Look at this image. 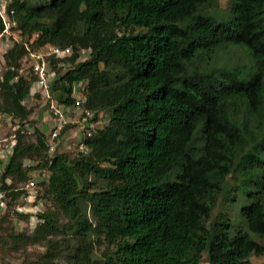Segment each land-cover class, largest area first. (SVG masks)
I'll return each mask as SVG.
<instances>
[{"label": "trees", "instance_id": "obj_1", "mask_svg": "<svg viewBox=\"0 0 264 264\" xmlns=\"http://www.w3.org/2000/svg\"><path fill=\"white\" fill-rule=\"evenodd\" d=\"M208 2L8 0L22 41L3 55L0 112L29 121L33 79L20 74V62L26 45H52L73 48L72 62L91 50L58 72L57 100L71 106L74 83L86 81L85 107L110 118L75 157L49 158L47 126L34 141L17 131L1 180L13 189L9 205L23 193L15 182L41 169L40 199L53 209L38 214L33 230H8L16 251L43 246L36 264H253L264 256V0H235L228 22L202 14ZM229 46L249 51L246 77L200 69ZM27 159L40 163L24 169ZM236 175V190L251 198L240 209L244 226L214 217Z\"/></svg>", "mask_w": 264, "mask_h": 264}, {"label": "built area", "instance_id": "obj_2", "mask_svg": "<svg viewBox=\"0 0 264 264\" xmlns=\"http://www.w3.org/2000/svg\"><path fill=\"white\" fill-rule=\"evenodd\" d=\"M7 5L8 0H0V17L5 24V30L0 34V38L4 37L7 41L9 40L14 44L15 42H21L22 39L17 31L12 30L16 26V22L10 20L7 13ZM26 48L28 53L20 62V74L29 76L33 81L25 104L29 108L38 107V109L33 112L29 121L23 126L13 116L0 113V121L6 119V121L14 125L11 141L5 138L0 139V215L7 214L13 207L9 205L7 198L8 192L13 189L4 190L1 180L3 177V166L7 164L14 153L18 130L25 136L34 135L36 133L35 129L37 130L47 125L48 138L46 145L49 158L52 159L57 152L87 154L90 150L85 143V138L93 136L94 132L100 128L103 119L105 123H110V118L104 112L95 114V112L85 107L88 92V83L86 81L74 83L71 93L73 104L71 106L60 103L52 92L51 86L54 80L57 79L58 72L60 71V74H63L69 67L86 58L91 50H79L77 59L72 62L71 59L74 57L75 52L71 47L62 48L46 45L33 50L26 45ZM52 61L56 62V68L50 66ZM68 126L70 128L64 132ZM39 163L40 161L38 160L27 159L24 162V169L36 168ZM46 175L47 170L39 169L34 171L31 178L19 188L23 193L13 204L16 206L14 211L17 213H25L26 215L35 213L36 217H32L37 220L36 222L34 221V225L32 223L31 228L30 226L28 227L30 230L35 229L39 224L38 214L47 211L43 209L44 201L40 199V182ZM7 183L11 184V182Z\"/></svg>", "mask_w": 264, "mask_h": 264}, {"label": "rangeland", "instance_id": "obj_3", "mask_svg": "<svg viewBox=\"0 0 264 264\" xmlns=\"http://www.w3.org/2000/svg\"><path fill=\"white\" fill-rule=\"evenodd\" d=\"M235 0H209L208 4L203 8L202 14L206 16H210L219 22H228L233 17V4ZM14 44H12L9 40L0 38V73L3 74L6 72V68L2 65L3 55L10 49ZM252 67L251 56L249 51L245 47H237V46H229L227 49L219 51L214 57L210 60H206L202 66L200 67L201 70L203 69H210L211 71H215L217 73L218 70L223 69H231V70H241L243 75L246 77L247 74L250 72ZM34 112L38 109V107L34 108ZM1 113V112H0ZM5 120V121H4ZM0 121V139H7L9 141L11 136L14 133V125L4 119ZM105 121L100 124V127H103ZM38 128V127H36ZM44 127L40 128L43 130ZM37 129V130H40ZM36 129L35 131L38 132ZM34 131V132H35ZM48 133V131H47ZM27 140L34 141L35 135H26ZM71 155L75 157L76 153L72 152ZM241 176L236 175V178L230 176L227 179V188L229 189V193L225 192V194L220 198L219 204L214 211V217L217 218L221 214L225 213L229 215V218L235 222L243 224L242 218L240 216V209L244 205H248L251 202V198L247 197L242 190L238 189L237 187L240 186ZM15 185L19 188L22 185ZM237 195V200L235 202L231 201L233 195ZM10 202V200H8ZM44 202V210H52L53 205L49 200H43ZM10 209L8 212V217L5 219L4 215H0V224L7 228V230L3 229L0 230V264H36V257L38 254L45 251V248L41 245H34L30 246L25 249H21L16 251L13 248V245L9 243L6 239L8 230L10 228L15 227L18 231L30 230L28 227L33 223L36 222L37 219H34L32 216H35V213H29L31 216L28 220L19 219V216L14 211L15 207ZM26 215L25 213H22ZM36 217V216H35ZM30 223V224H29ZM238 225V224H237ZM264 243V241H262ZM103 250V248H102ZM253 264H264V256L257 257L253 255L251 257ZM63 264V263H62ZM206 264V263H204Z\"/></svg>", "mask_w": 264, "mask_h": 264}, {"label": "crops", "instance_id": "obj_4", "mask_svg": "<svg viewBox=\"0 0 264 264\" xmlns=\"http://www.w3.org/2000/svg\"><path fill=\"white\" fill-rule=\"evenodd\" d=\"M45 125V124H44ZM45 126H47V125H45ZM48 127V126H47ZM44 129V128H43Z\"/></svg>", "mask_w": 264, "mask_h": 264}]
</instances>
